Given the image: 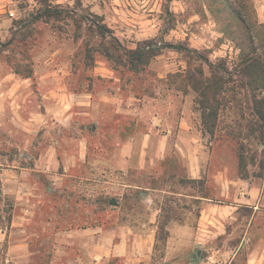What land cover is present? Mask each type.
<instances>
[{
    "label": "rangeland",
    "instance_id": "rangeland-1",
    "mask_svg": "<svg viewBox=\"0 0 264 264\" xmlns=\"http://www.w3.org/2000/svg\"><path fill=\"white\" fill-rule=\"evenodd\" d=\"M75 1L0 0V217L5 199L13 207L10 227L0 230V264H128L111 254L125 232L121 227L139 234L166 198H175L170 205L183 221L168 228L186 225L191 235L200 204L181 196L197 188L179 182L190 177L192 159L203 163L209 198L218 193L213 175L226 167L231 179L260 191L259 210L252 215L239 208L237 220L234 215L214 228L215 238L199 246L186 240L167 256L153 249L148 264H264L262 158L240 175L236 144L223 131L205 134L192 92L166 85L168 74L193 62L188 50L202 55L204 72L207 63L221 59L229 71L235 66L239 50L207 3L82 0L76 6ZM251 2L264 25V0ZM45 4L51 11L57 6L63 20H34ZM201 9L205 16L197 13ZM67 11L81 23L79 30ZM91 14L102 17L124 50L152 41L160 54L142 74L116 67L101 53L110 36L102 39L89 28ZM84 94L90 98H76ZM222 118L229 122L231 115ZM135 185L156 189L139 201ZM109 198L116 205L107 204Z\"/></svg>",
    "mask_w": 264,
    "mask_h": 264
},
{
    "label": "trees",
    "instance_id": "trees-1",
    "mask_svg": "<svg viewBox=\"0 0 264 264\" xmlns=\"http://www.w3.org/2000/svg\"><path fill=\"white\" fill-rule=\"evenodd\" d=\"M168 1L171 3L173 0ZM204 1L207 3L208 12L223 28L224 33L232 38V42L239 50L236 64L233 70L229 71L225 61L221 59L215 65L207 63L208 71L204 72L200 64L202 55L196 50H188L194 53V57H191L193 62L187 64L186 70L168 74L166 85L167 89H173L176 92L184 94L192 92L193 107L199 112L202 130L209 136L223 131V138L236 144L237 167L240 175L244 176L247 165L255 162L258 155L262 158L259 168L261 170L264 168V25L256 20L251 0ZM81 2L82 0H76V6H80ZM46 5H43L45 8L42 9V13H39L41 15L34 16V20L40 19L44 23H49L51 20H63V12L58 10L57 6L53 8L54 11H51V7L48 8ZM197 13L201 17L205 16L202 9ZM66 15L65 17L74 22L76 29L79 30L81 23L75 18L74 12L67 11ZM90 16L92 19H87L91 23L89 28H95L102 39L106 37V34L110 36L108 44L101 43V53L116 67H129L132 73L142 74L150 61L160 54L159 47H151L152 41H142L136 48L124 50L114 33L103 23L102 17L94 14ZM195 57L199 60L198 63H194ZM14 74L18 75L17 72ZM30 74L28 71L23 78H30ZM227 112L231 115L229 122L222 118V114ZM251 142L255 143L257 149L251 147ZM179 184L185 189L197 188L196 194H185L181 198L188 197L195 204L199 203V198H209V189L205 186L204 179H180ZM151 189L156 188L153 185L150 187L135 185L133 189L137 191L134 193L135 199L140 201L143 197L141 194ZM173 201L176 202L175 198L164 199L157 216L153 249L154 252L160 249L162 256L169 236L168 225L172 222L183 224L182 219L175 216L176 209L170 205ZM4 202V214L0 217L2 231L8 230L13 218L11 203L7 199ZM107 204L114 206L116 201L109 198ZM198 213L196 217L199 216Z\"/></svg>",
    "mask_w": 264,
    "mask_h": 264
},
{
    "label": "crops",
    "instance_id": "crops-1",
    "mask_svg": "<svg viewBox=\"0 0 264 264\" xmlns=\"http://www.w3.org/2000/svg\"><path fill=\"white\" fill-rule=\"evenodd\" d=\"M79 100L90 98L89 94L76 96ZM122 152V156H124ZM202 161L200 159H192L189 164V178L200 180L204 179V171L202 169ZM213 182L218 186V193L212 198H199V213L196 217L197 226L195 232L186 235V225H179L168 228V239L166 242V256L171 253L179 252L185 241L191 242L194 246H199L208 239L216 236L214 228L229 222L233 219L239 208L251 209L252 215L256 214L257 200L260 197V191L256 187H252L248 181L240 179H231L227 175V168L222 167L213 175ZM230 199V203L222 202L218 199ZM157 213L149 219V224L142 225L143 230L135 235L131 226L123 225L122 231H125L120 237L119 244L111 250L112 256L120 257L128 261V264H148L153 254L154 243V225L157 221ZM237 215L235 219L237 220ZM131 235L133 237H131ZM131 241V244H128ZM181 247V248H180ZM195 248V247H194ZM174 251V252H173ZM201 249H196L195 254L200 256Z\"/></svg>",
    "mask_w": 264,
    "mask_h": 264
}]
</instances>
